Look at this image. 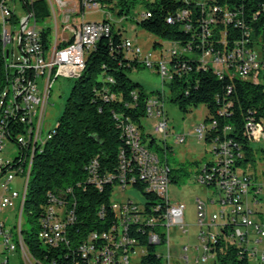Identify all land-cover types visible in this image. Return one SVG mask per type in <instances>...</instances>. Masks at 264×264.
Masks as SVG:
<instances>
[{
    "label": "built area",
    "instance_id": "built-area-1",
    "mask_svg": "<svg viewBox=\"0 0 264 264\" xmlns=\"http://www.w3.org/2000/svg\"><path fill=\"white\" fill-rule=\"evenodd\" d=\"M35 0H24L30 11L18 16L17 0H0V61L2 75L0 78V236L4 238L8 250L18 247L25 252L26 244L22 236L23 212L30 181V175L36 153L43 150L45 143L52 138L55 127L45 133L46 109L51 95L54 80L60 76L78 77L85 68L86 56L94 48L104 34L112 30V21L83 20L80 23L67 24L65 30L69 36L60 40L58 20L56 19V35L48 47L42 37L43 27L38 26V20L32 5ZM61 6H68L69 1L56 0ZM82 10L99 7L100 0H78ZM78 1L65 9V21L71 17L70 12L78 11ZM189 2L190 0H186ZM202 10L198 18L201 25L200 45L205 46V40L211 34L212 28L220 26L216 43L211 40L208 46L198 56L202 67L213 68L220 78L239 76L259 83L264 82V26L259 32L253 28L242 31L240 36L229 38L228 25L239 26L238 11L228 6L214 3L205 14L207 4L214 0H193ZM53 4L54 0H50ZM192 10L184 7L175 16L168 17L169 22L175 19H185L186 28L192 25ZM150 15V12H144ZM56 18V15H55ZM65 41V44H61ZM231 42V43H230ZM166 54L163 50L159 56L146 50L132 39H126L125 47L135 54L146 67L154 68L161 76L163 84L172 80L179 71L175 59L185 68L191 60H180V56L191 51V46H183L176 42ZM19 46L20 53L16 52ZM216 45V46H215ZM43 77L42 88L39 79ZM233 89L232 84L227 86ZM166 91L160 90L157 95L147 101L148 116L156 117L154 131L169 133V121L164 106ZM224 113V110H220ZM218 124L214 118L210 122H200L196 126L199 137H205L211 127ZM127 149H122L119 155V167L115 172L102 171L98 158H93L88 166V180L99 188L105 184L116 188H136L137 177L144 181L146 189L157 193L161 201L148 203L133 198L116 200L112 194V208L116 214L115 223L106 231L93 232L89 239L81 245L85 259L83 264H134L147 252V246L140 242L139 236H144L149 243L168 245V254L162 252L164 264H191L188 253L178 261L173 258L170 245L171 229L188 230L185 222L186 204L182 201L172 202L170 199L171 166L168 160H162L159 154L144 142L142 131L131 121L123 124ZM226 125L224 132L231 129ZM245 135L252 143L264 142V119H247ZM184 141L185 136H178ZM9 142L18 144L19 152L14 158L4 154ZM214 158L203 165L198 175V181L212 191L209 200L196 198L197 224L200 226L199 237L203 243L204 254L196 259L199 264H222L217 258V244L232 241L242 251H247L250 262L264 264V211L263 206L264 180L239 164L243 157V147L235 138L217 134L211 141ZM17 175H23V191L12 187ZM214 183L212 187L208 184ZM137 189V188H136ZM70 190V189H68ZM20 197V216L15 227H9L3 212L14 205ZM49 204L41 218L39 236L46 243L59 245L67 242L66 229L76 219L75 209L67 204L63 193L50 191ZM216 206L211 210V206ZM252 204H258L254 208ZM260 206V207H259ZM219 208L221 211H219ZM259 215V216H257ZM207 226V227H206ZM18 238V241L15 238ZM99 241V243H98ZM200 249V246H197ZM189 251V247H185ZM28 249V248H27ZM30 253V252H29ZM26 255V252H25ZM31 264H41L26 255ZM9 263L6 256L3 264ZM252 264V262H251Z\"/></svg>",
    "mask_w": 264,
    "mask_h": 264
},
{
    "label": "trees",
    "instance_id": "trees-1",
    "mask_svg": "<svg viewBox=\"0 0 264 264\" xmlns=\"http://www.w3.org/2000/svg\"><path fill=\"white\" fill-rule=\"evenodd\" d=\"M128 2L117 1L119 14L124 15ZM214 3L238 11L237 17L241 23L239 26L234 23L228 25L230 39L240 36L247 28H253L256 33L262 30L264 0L209 1L205 14ZM146 6L144 12H150V15L145 16L143 12L139 20L145 30L169 42L192 47L189 53L180 56V60L191 59L185 68L180 66L181 61L174 60L179 71L166 83L169 88L166 99L184 111H188L191 106L206 104L208 114L205 121L218 119V124L210 128L206 139L211 142L218 133L221 136L225 133L238 140L244 150L239 164L245 166L255 156L253 143L245 135V124L250 117L264 119V82L256 83L239 76L231 78L226 75L220 78L213 68L201 66L198 56L211 40L216 43L220 26L212 28L205 40L206 47H202L203 34L198 18L203 12L195 1L152 0ZM184 7L192 10L190 29L186 28L185 19L168 21V17H176ZM32 8L38 21H44L52 14L47 0H35ZM42 37L49 47L53 38L52 28L43 27ZM126 39L129 38L123 37L121 31L117 32L112 23L111 32L100 37L96 46L88 51L85 68L75 78L52 138L35 155L23 212L33 227H23L22 236L30 254L41 264H83L85 259L80 250L81 245L93 232L102 233L116 221L112 208L113 185L108 183L99 188L90 182L87 166L93 158H98L102 171H117L120 152L128 148L124 122L135 123L144 137L142 119L148 116L147 101L160 93V90L155 94L148 92L129 75V71L143 64L125 47ZM65 43L63 41L61 44ZM1 75L0 61V78ZM229 84L233 86L231 92L227 88ZM220 110H224V113H220ZM226 125L232 128L224 132ZM148 136L151 137L148 147L152 149L156 140ZM172 170L171 167V174ZM171 179L175 180V177ZM213 184H208V187ZM135 187L143 193L148 203L161 201L159 195L147 190L144 181L138 177ZM50 191L63 193L68 206L75 209L76 219L66 229L68 243L54 245L44 242L39 236L41 218L48 207ZM139 238L147 246V252L134 264H164L159 246L149 243L145 235ZM15 240L18 241V238ZM224 240L226 242H219L216 247L217 258L222 264H251L247 251H242L232 241Z\"/></svg>",
    "mask_w": 264,
    "mask_h": 264
},
{
    "label": "rangeland",
    "instance_id": "rangeland-1",
    "mask_svg": "<svg viewBox=\"0 0 264 264\" xmlns=\"http://www.w3.org/2000/svg\"><path fill=\"white\" fill-rule=\"evenodd\" d=\"M47 1L52 14L44 21H38V26L51 27L53 36L55 37L57 19L58 31L60 33L58 40L63 35L69 33L68 30L64 29V26L67 24L80 23L83 20L101 21L109 18L117 32L121 31L123 37H129L133 42L142 45L144 49L153 51L154 57L159 56L161 50L168 54V51L172 47V43L169 40L148 32L139 24V20L146 10L147 2L152 0H128L129 2L126 5L124 15L118 13L120 8L117 5L118 0H100L101 6L97 8L87 7L85 10H82L79 1L76 0L78 1V11L70 12L71 17L68 21H65L64 11L67 8L70 10L75 0H66L70 1L67 7L61 6L56 0H54L53 4L50 0ZM16 13L18 16L26 13V8L22 0H17ZM1 31L2 25L0 24V33ZM155 42H158V44L154 47ZM16 52L18 54L20 53L18 45L16 46ZM129 75L134 81L140 82L148 92L155 94L158 90L164 89L166 93H169L167 84H163L160 74L154 68L142 65L129 71ZM74 82V77L65 76H60L54 80L46 109L45 133L58 124L59 118L64 110L66 99L71 92ZM42 85L43 77L39 79V87L42 88ZM164 110L169 121V133L166 138L164 139V134L154 131V123L157 118L146 116L142 119L144 131L143 140L148 145L151 139L148 134L155 138L156 143L152 149L159 154L162 160H168L173 169L171 177H175V180L171 181L169 187L170 199L172 202L182 201L186 204L185 222L187 223L188 230L184 232L181 229H171L169 247L171 246L172 248L173 258L181 261V256H185L188 253L191 264H199L196 262V259L203 256L204 249L199 237L200 226L197 224L196 198L202 197L203 199L209 200L210 196H213V193L199 183L198 175L203 165L214 158V152L212 150V143L205 137H199L196 132V126L206 119L208 107L206 104H199L189 107L188 111H184L176 103L166 99ZM178 136H185V140L183 142L179 141ZM253 146L255 148V156L244 168L260 180H264V142H255ZM19 150L20 147L18 144L9 142L4 154L14 158ZM23 179V175H17V178L11 183L12 187L19 189L21 193L23 191ZM113 198L120 201L127 200L128 198H133L141 202L145 201L143 193L132 187L127 189L116 188ZM262 200L264 203V193ZM19 204L20 197L15 199L14 205L9 206L3 212V216L9 227L14 228L18 222L20 216ZM216 206L215 204L212 205L211 210H215ZM252 206L256 208L258 204H252ZM260 209L264 211V204ZM219 211H221L220 208ZM22 217L23 227L32 229L33 224L28 216L23 214ZM35 227L38 229L37 223ZM186 246L189 247L188 252L185 251ZM197 246H200V249ZM159 248L166 255L168 254L167 244H160ZM25 252L33 262L35 259L29 253L27 247H25ZM25 252L20 247L16 250H8L5 247L3 236H0V264H3L6 256H9L8 264H31ZM254 261L255 258L251 257L252 264H256Z\"/></svg>",
    "mask_w": 264,
    "mask_h": 264
},
{
    "label": "water",
    "instance_id": "water-1",
    "mask_svg": "<svg viewBox=\"0 0 264 264\" xmlns=\"http://www.w3.org/2000/svg\"><path fill=\"white\" fill-rule=\"evenodd\" d=\"M22 1H23L24 6L27 8V10L30 11L27 4L24 2V0H22Z\"/></svg>",
    "mask_w": 264,
    "mask_h": 264
},
{
    "label": "crops",
    "instance_id": "crops-1",
    "mask_svg": "<svg viewBox=\"0 0 264 264\" xmlns=\"http://www.w3.org/2000/svg\"><path fill=\"white\" fill-rule=\"evenodd\" d=\"M76 1V0H75ZM70 2V1H69ZM79 5H80V3H79ZM70 35V32L68 33V34H65L64 36H69ZM129 38V37H128ZM131 39V38H130ZM156 45H155V43H154V47H155Z\"/></svg>",
    "mask_w": 264,
    "mask_h": 264
}]
</instances>
